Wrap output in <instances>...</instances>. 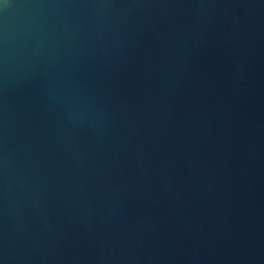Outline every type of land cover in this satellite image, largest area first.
<instances>
[{"label": "water", "instance_id": "water-1", "mask_svg": "<svg viewBox=\"0 0 264 264\" xmlns=\"http://www.w3.org/2000/svg\"><path fill=\"white\" fill-rule=\"evenodd\" d=\"M0 264H264V0H0Z\"/></svg>", "mask_w": 264, "mask_h": 264}]
</instances>
